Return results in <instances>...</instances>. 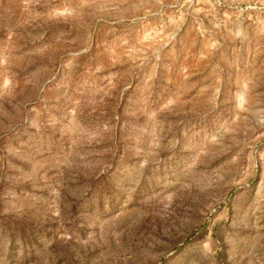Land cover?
Here are the masks:
<instances>
[{"label":"rangeland","instance_id":"374dc122","mask_svg":"<svg viewBox=\"0 0 264 264\" xmlns=\"http://www.w3.org/2000/svg\"><path fill=\"white\" fill-rule=\"evenodd\" d=\"M0 264H264V0H0Z\"/></svg>","mask_w":264,"mask_h":264}]
</instances>
